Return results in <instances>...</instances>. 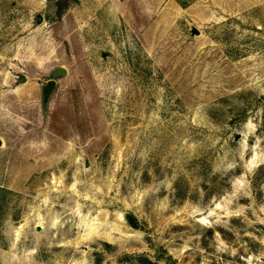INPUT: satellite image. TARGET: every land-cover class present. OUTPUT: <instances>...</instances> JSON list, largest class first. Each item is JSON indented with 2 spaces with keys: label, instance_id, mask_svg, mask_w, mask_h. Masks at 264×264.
Segmentation results:
<instances>
[{
  "label": "rangeland",
  "instance_id": "1",
  "mask_svg": "<svg viewBox=\"0 0 264 264\" xmlns=\"http://www.w3.org/2000/svg\"><path fill=\"white\" fill-rule=\"evenodd\" d=\"M0 264H264V0H0Z\"/></svg>",
  "mask_w": 264,
  "mask_h": 264
},
{
  "label": "water",
  "instance_id": "2",
  "mask_svg": "<svg viewBox=\"0 0 264 264\" xmlns=\"http://www.w3.org/2000/svg\"><path fill=\"white\" fill-rule=\"evenodd\" d=\"M37 20H38V21L40 20V16H37ZM58 72H59L60 74H65V69H64L63 67H58ZM24 81H25V76L22 75V76L20 77V82H24ZM36 229L39 230L40 227L37 226Z\"/></svg>",
  "mask_w": 264,
  "mask_h": 264
}]
</instances>
